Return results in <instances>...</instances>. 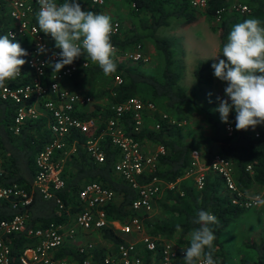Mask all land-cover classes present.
Here are the masks:
<instances>
[{
  "label": "trees",
  "instance_id": "16d2710c",
  "mask_svg": "<svg viewBox=\"0 0 264 264\" xmlns=\"http://www.w3.org/2000/svg\"><path fill=\"white\" fill-rule=\"evenodd\" d=\"M63 1V0H59ZM89 2V0H87ZM134 9V14H142L139 17V26L148 29L144 33L134 31L132 34L123 35L113 34L111 42L118 48L124 49L132 46L141 40V37H149L153 47L162 55L163 64L159 76L148 74L137 69L135 64L117 62V71L110 75L119 77V82L106 86L97 85L87 86L89 79L103 76V71L98 64L90 58L81 56L74 61L77 68L71 73L68 81L72 87L77 88L79 84L87 89L92 97L90 110L80 111L81 117L93 116L99 123L98 128L104 124V120L111 116L112 112L108 105L121 101L129 95H136L142 100H149L154 104L162 103L166 109L175 112L173 122L160 119L158 113H142V121L139 130L133 129V118L130 112H125L120 117L121 125L125 133L131 134L142 144L150 143L161 145L163 150L156 155L155 169L150 173L139 176V180L148 179L155 175L166 182H174L172 187H163L158 195L152 200L158 207L154 215L144 213L142 222L145 231L150 235L168 238L175 236L178 243L186 242L190 244L191 232L198 228L193 221L198 211L203 209L211 212L219 219V226L215 229L216 240L214 248L219 249V235L226 225L235 219L245 209L243 206L232 203L229 193L223 187L221 178L215 173H207L203 178L200 188H196L189 178H179L188 167L191 160V150L201 151L202 162L206 163L213 154H218L228 158L233 165V178L237 188L243 193L248 192L255 184L259 187L264 186V125H258L253 130L247 131L235 129V111L230 113L231 131L226 134L224 125L221 122L220 114L215 109L218 100H212V106L204 107L196 99L194 88L189 91L178 83L180 77V66L175 63L173 55V45L175 39L169 37H158L154 35L156 28L168 24V17H179L183 23H190L196 20V12L187 5L184 0H126ZM248 5L249 11L240 13L229 10L222 11L219 15L217 34L219 37L220 58L223 56L222 48L228 42V36L233 26L249 18H257L264 26V0H239ZM56 3H59L56 0ZM228 0H207L204 12L206 15L213 16L214 9L221 5H227ZM93 4V3H92ZM97 4H93L96 6ZM98 6V5H97ZM88 11L96 13L95 7H90ZM120 29V28H119ZM119 33V32H118ZM0 36H3V28H0ZM53 51L58 53L55 41L50 35H45ZM59 59L58 56L53 60ZM85 62L84 65L81 62ZM206 61H197L192 70L195 84L207 83L202 76V70L207 66ZM47 70H53L47 67ZM20 79L18 82H23ZM17 82V81H16ZM91 81L90 83H92ZM90 85V84H89ZM219 97L226 98L225 94ZM101 103L98 99H101ZM217 101V102H214ZM214 102V103H213ZM191 104L206 111V123L211 127L209 135L204 137H192L185 140L179 138V123L184 116L180 115V105ZM15 104L10 101H0V150H1V172L0 183L9 184L12 182L22 183L28 186L33 175V155L36 150L49 140V133L44 126L42 117L34 120L22 122L17 133H12L8 128L13 115ZM158 121L157 127L154 123ZM93 131L96 134L99 129ZM256 132V135L254 133ZM76 137L75 148L70 152L61 167L60 176L63 185L54 191V196L43 198L37 191H32L30 200L24 206H12L10 202L0 199V219L12 217L14 214L24 213L27 226H43L49 222H59L67 217V214L75 208L76 192L85 181L95 180L108 187L115 193V199L105 205V216L107 219H119L123 221L126 217L133 214L129 208L130 202L136 197L135 188L131 187L118 172L113 170L112 162L117 150L109 143L106 137L101 140V147L104 153L102 162H95L85 152L82 146L84 134L74 132ZM249 165L250 169H245ZM179 178V179H178ZM58 198L63 206L58 207L55 201ZM264 198V190L261 193ZM181 226L182 231L176 230V225ZM99 236L111 245L122 241L119 233L112 227H100L97 230ZM91 232V231H89ZM34 239L23 233H13L7 239L10 244L11 262H14L20 248L23 245L31 244ZM154 250L143 251V264H158L157 253L160 244L157 243ZM63 243L56 251L55 255L66 257L67 259L79 260L82 255L76 249L68 248ZM255 250V258L245 261V264H264V236L259 243L247 242ZM216 251V250H215ZM91 264H103L102 257L104 251L102 247L90 248ZM152 255V259L151 258ZM219 264H227L225 257L219 250ZM181 264H185V261Z\"/></svg>",
  "mask_w": 264,
  "mask_h": 264
},
{
  "label": "built area",
  "instance_id": "2783aa9c",
  "mask_svg": "<svg viewBox=\"0 0 264 264\" xmlns=\"http://www.w3.org/2000/svg\"><path fill=\"white\" fill-rule=\"evenodd\" d=\"M184 1L195 12L204 11L207 6V0ZM89 2L100 5L103 0L99 2L89 0ZM39 10L38 0H0V28H3V35L13 33L14 42H19L28 52L27 56L21 57L26 60L22 66L21 75L15 81H6V86L0 88V101H10L15 104L8 128L12 133H17L22 122L42 117L49 133V140L33 155V175L29 185L26 187L17 182L0 183V199L7 200L12 206H24L30 200L34 190L43 198L54 196V191L63 185L60 172L64 159L74 150L77 142L74 132L85 135L82 146L88 156L97 163L104 160L101 140L104 137L107 138L117 150L112 162L113 170L135 188L136 197L129 204L133 214L117 225L113 224V220L106 218L104 209L105 205L113 201L115 193L110 187L95 180L81 184L76 192L74 210L69 212L62 221L49 222L43 226H27L24 213L2 218L0 219V264H91L89 244L76 248L77 253L82 255L77 261L56 256L55 251L68 239H73L77 233L97 230L100 227H112L123 233H140L137 240L120 241L115 244L114 251L104 253L103 264H143L137 243L147 250H154L156 246V238L144 230L143 215L149 210L152 199L161 189L172 187L174 182H166L155 175L143 181L139 180V176L155 169L156 155L162 152L163 148L158 145L156 149L146 151L138 139L125 133L120 117L125 112H130L133 118V129L137 131L141 126L142 113L155 112L156 107L149 100L144 101L136 95H129L119 102L108 105L112 114L104 120L101 128H98L95 117H81L78 113L90 110L93 99L88 92L73 89L63 83L77 68V64L66 65L58 73L55 71L46 73L47 62L56 58L53 56L56 52L50 47L45 34L39 30L37 23ZM224 10L245 13L249 11V7L239 0H228L227 5L214 9L213 17L219 20V15ZM112 23L114 27L118 25V30L114 33L117 34L120 24L117 19H113ZM9 38L12 39V37ZM39 44H43L48 52L38 54ZM114 47L117 51L120 50L115 45ZM140 57L139 44L135 43L131 58ZM81 64L84 65L85 62ZM22 78L25 81L18 82ZM114 78L116 82H119L117 75ZM158 115L160 119L168 122L175 121L165 112L160 111ZM158 124L159 122L156 121L154 127ZM97 128L99 131L93 134ZM225 128L229 130L231 125L225 124ZM191 156L185 174L193 173V185L196 188L202 186L205 170H209L221 178L232 203H237L244 208L255 206L250 197L242 198L245 195L235 184L233 165L228 158L215 153L206 163H200L194 151L191 152ZM1 161L0 150V164ZM195 167H197L196 170ZM245 169L249 170V165H246ZM1 170L0 165V172ZM55 201L58 207L63 206L58 198H55ZM13 233H23L34 240L31 244L23 245L15 261L11 262L10 244L7 239ZM189 246L190 244L187 243L176 246L167 242L160 243L158 264H177V258L184 259L182 249ZM197 264H202V261H198Z\"/></svg>",
  "mask_w": 264,
  "mask_h": 264
},
{
  "label": "clouds",
  "instance_id": "9594fccd",
  "mask_svg": "<svg viewBox=\"0 0 264 264\" xmlns=\"http://www.w3.org/2000/svg\"><path fill=\"white\" fill-rule=\"evenodd\" d=\"M38 2L39 30L50 35L56 48L60 49L58 53H53L59 59L47 62L53 71L60 72L81 56L98 64L105 76L117 71L114 60L117 50L111 37L118 30V25L113 26L110 16L84 11L78 0H65L62 4H57L56 0ZM14 41L13 33L0 36V88L6 86V81H15L26 63L21 57L28 55L27 50ZM37 52L47 53L48 49L39 44ZM222 53L226 60L219 58L218 54L210 57L215 58L211 65L213 75L226 82V98L216 97L219 103L215 111L219 112L221 122L230 124V113L234 110L235 129L254 130L256 126L264 125V26L261 21L249 18L235 24ZM250 200L255 206L264 207V198L257 195L250 196ZM193 222L199 227L191 232L190 246L182 249L185 264H197L198 261L216 264L213 258L216 240L213 226H219V219L201 209ZM176 230L182 231L179 224Z\"/></svg>",
  "mask_w": 264,
  "mask_h": 264
},
{
  "label": "rangeland",
  "instance_id": "374dc122",
  "mask_svg": "<svg viewBox=\"0 0 264 264\" xmlns=\"http://www.w3.org/2000/svg\"><path fill=\"white\" fill-rule=\"evenodd\" d=\"M117 1V5L110 6L113 7L115 17L120 24L119 34L123 36L126 34L130 35L134 31H137L138 33L146 32L148 29L141 28L138 23V19H140L139 17H143L142 14H134L135 11L132 8V5L126 4V0ZM196 14V20L190 23H183L181 18L178 17L174 19L171 18L172 16H169L168 25H162L156 28L154 35L175 39L172 57L178 67L180 66L181 68L178 83L182 85L186 91L194 88L197 101H199L202 106L209 107L212 106L213 99L220 94H224V88L226 87V82L219 80L213 75L214 70L211 65L215 62V58H210L217 54L220 58L221 55L219 49V37L217 34V24L219 20L215 19L213 16L206 15L202 11H196ZM138 44L140 46L139 50L141 51L140 58L132 59L131 54L133 46H126L124 49L116 51L114 57L115 63L121 62L129 65L135 64L137 69L158 77L163 64L162 55L153 47L152 40L149 37H141ZM200 60L206 61L208 64L201 72L202 76L207 80V83L195 84L192 70L197 61ZM257 74L259 75L260 73ZM91 81L93 82L90 83ZM111 81L115 83L116 79L112 78L111 80L110 76L105 75L89 79L87 82L83 80L84 84L87 86H93L94 88H97V85L102 87L106 86L107 84H110ZM83 88L81 90H87L86 88ZM209 93L212 95L209 96ZM154 105L156 107L155 113H159L160 111L165 112L171 118H174L175 112L172 111V109L164 110L165 107L162 103ZM180 108L181 111H179V113L181 116H184V118L179 121V138L181 140L209 135L211 127L206 123V111L200 107H195L186 103L180 105ZM224 131L228 134L229 130L225 128V125ZM143 146L146 151H150V143L145 142L143 143ZM196 151L200 162H202L203 158L200 156L202 152L197 149ZM251 190L253 191V189H250V191ZM243 194L245 195L246 193ZM257 195L261 197L260 194ZM250 196H252V194H247L242 198ZM150 207L151 212H148V215H154L159 211L153 200L151 201ZM255 211V206L243 209V211L235 219L231 220L222 230L218 239V242L220 243L219 249L215 248L216 251L214 252L213 257L216 264H219V255L217 256L219 250L224 255L227 264H245V261L255 258L254 248L248 246L246 243L250 241L259 243L264 236V210L260 217H258V214ZM246 216L248 217L246 218ZM83 235L85 236L83 237ZM83 238V241L86 240L85 243L80 242L79 244H76V247L73 249H76L83 244H89V247L91 248L99 246L104 248L105 251L110 249V243L106 242L105 244L96 230L78 233L73 240L79 242Z\"/></svg>",
  "mask_w": 264,
  "mask_h": 264
},
{
  "label": "crops",
  "instance_id": "0c3cea01",
  "mask_svg": "<svg viewBox=\"0 0 264 264\" xmlns=\"http://www.w3.org/2000/svg\"><path fill=\"white\" fill-rule=\"evenodd\" d=\"M58 2L59 3H57V4H62V3H64L65 2V0H63V1H59L58 0ZM78 2L81 4V6H82V10H84V11H88V9L90 8V7H95L96 8V13L97 14H105V15H108V16H110L111 18H112V20L113 19H116V17H115V14H114V11H113V5H117V0H103V3L102 4H100V5H96V6H93V4L92 3H90V2H88L87 0H78ZM126 2V1H125ZM126 4H128L127 2H126ZM130 4V3H129ZM110 5H112V6H110ZM115 10V9H114ZM33 18L35 19V16H33ZM171 18H174V19H176L177 17H171ZM168 25V24H167ZM119 32V31H118ZM117 34H119V33H117ZM48 41V40H47ZM48 43H49V41H48ZM133 46V45H132ZM51 47V46H50ZM140 47V46H139ZM52 48V47H51ZM51 71H53V70H50V71H48L47 69H46V73H50ZM68 78L69 77H67L66 79H65V81L63 82L65 85H67V86H69V87H71V88H73V89H82L83 88V86H81V84H79V86H77V88H75V87H72V85H71V82L70 81H68ZM84 89V88H83ZM86 92H87V90H85ZM98 102L99 103H101V102H103L102 101V98L101 99H98ZM99 123L100 122H98V126H99ZM158 145H155V144H151V146H149L150 147V151H152V150H154V149H156V147H157ZM192 151H194V153H196V156L198 155L197 154V151H196V149H192L191 150V152ZM190 155H191V153H190ZM192 157V156H191ZM197 159H198V162H200V160H199V156L197 157ZM200 163H203V162H200ZM197 169V167H195V170ZM186 170L187 169H185V171L181 174V176L179 177V178H189L192 182H193V173H191V174H185L186 173ZM205 174H207V173H210V174H212L211 173V171H209V170H205ZM178 178V179H179ZM251 189H253V191L251 190H249L248 192H243V193H246L245 195H247V194H252V196H257V194H260L261 195V192H263V190H264V186H262V187H259V186H257L256 184L251 188ZM255 192H257V193H255ZM259 196V195H258ZM115 199V198H114ZM255 208H256V213L258 214V217H260V216H262V212H263V210H264V207H256L255 206ZM150 213L151 212V207L149 208V210L147 211V213ZM148 213V214H149ZM248 216H246V218H247ZM111 220H113V224L114 225H117L119 222H121L119 219H111ZM113 229V228H112ZM144 230H145V228H144ZM115 232H117V233H119L120 235H121V237L123 238L122 239V241L123 240H137V238L139 237V234L140 233H137V234H132V233H123V232H119V231H117V230H115ZM80 233H82V232H80ZM78 234V233H77ZM85 235H83V237H84ZM152 236H154L155 238H156V240L158 241L157 243H162V242H167L168 244H170V245H172V246H176V245H182V244H186V242H182V243H178V242H176L175 241V236L174 235H172V236H170V237H168V238H164V237H158L157 235H152ZM220 236V235H219ZM101 239H102V237L101 236H99ZM70 240V241H69ZM73 240V239H72ZM71 239H68L67 241H66V245L68 244V248H75L76 246V244H79L80 242H84L85 243V241H83L84 240V238L83 239H81V241H79V242H76L75 240H73L72 241ZM75 241V242H74ZM102 241H104L103 239H102ZM104 243L106 244V241H104ZM83 245H85V244H83ZM100 245H101V243H100ZM110 245V249L109 250H107V251H105L104 250V248H102V250L104 251V253H106V252H112V251H114V248H115V244L114 245H111V244H109ZM137 246H138V249H139V252L141 253V255H142V257H143V251H147V249H144L143 247H141L140 246V244L139 243H137ZM93 248H99V246L98 247H93ZM89 255H90V253H89ZM91 256V255H90ZM150 259H152V255H151V258ZM91 260V259H90ZM157 260H159V253H157ZM176 262H177V264H181V263H183L184 262V259H182V258H177L176 259Z\"/></svg>",
  "mask_w": 264,
  "mask_h": 264
}]
</instances>
